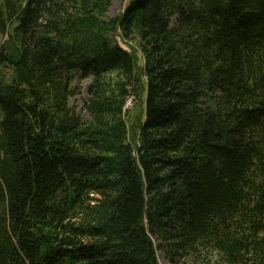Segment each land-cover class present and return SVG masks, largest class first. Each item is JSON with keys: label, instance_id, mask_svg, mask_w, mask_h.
I'll list each match as a JSON object with an SVG mask.
<instances>
[{"label": "trees", "instance_id": "obj_1", "mask_svg": "<svg viewBox=\"0 0 264 264\" xmlns=\"http://www.w3.org/2000/svg\"><path fill=\"white\" fill-rule=\"evenodd\" d=\"M112 1L0 0V264H264V0Z\"/></svg>", "mask_w": 264, "mask_h": 264}, {"label": "rangeland", "instance_id": "obj_2", "mask_svg": "<svg viewBox=\"0 0 264 264\" xmlns=\"http://www.w3.org/2000/svg\"><path fill=\"white\" fill-rule=\"evenodd\" d=\"M128 4V0H113L108 8V11L106 13L107 18H114L118 16L123 10L125 9L126 5ZM5 37H3L0 34V42L4 40ZM92 79H84V78H76L75 80V86L76 90H78V93L75 94L71 99H70V104L76 108L77 113L84 119V120H89L91 118V115L89 111L87 110L86 107V102L88 100V89L91 84ZM135 99L129 100L127 102V108H131L132 112L130 114V118H132V122L130 120V123H133L135 121V118L137 117L140 107L135 106ZM0 118H1V113H0ZM154 241L156 245H159L160 243L163 242L162 239H160L157 236H154ZM158 259L160 264H198L194 259H184V258H178L176 257V260H173V258L169 255V252H167L164 249L158 248ZM200 253L203 256L209 255V253L204 250L200 249ZM211 255V254H210ZM216 258L215 252H212L211 257Z\"/></svg>", "mask_w": 264, "mask_h": 264}]
</instances>
